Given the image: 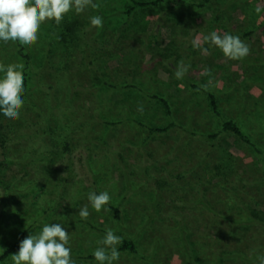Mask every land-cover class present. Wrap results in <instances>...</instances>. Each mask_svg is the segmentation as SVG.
Masks as SVG:
<instances>
[{"label": "rangeland", "instance_id": "obj_1", "mask_svg": "<svg viewBox=\"0 0 264 264\" xmlns=\"http://www.w3.org/2000/svg\"><path fill=\"white\" fill-rule=\"evenodd\" d=\"M183 1L128 15V0H93L59 25L41 24L22 51L28 58L0 42V63L25 70V103L17 120L4 119L10 141L0 147V249L63 223L75 264H97L92 252L108 228L122 237L118 264H258L264 12L256 9L264 0ZM93 15L102 28L90 25ZM213 31L239 36L249 54L225 57L204 41ZM181 62L188 71L177 79ZM225 120L252 144L223 131ZM170 123L152 134L145 126ZM93 191L109 192L108 211L91 207ZM124 240L134 247L120 248ZM12 254L0 264H12Z\"/></svg>", "mask_w": 264, "mask_h": 264}, {"label": "clouds", "instance_id": "obj_2", "mask_svg": "<svg viewBox=\"0 0 264 264\" xmlns=\"http://www.w3.org/2000/svg\"><path fill=\"white\" fill-rule=\"evenodd\" d=\"M89 6L96 7L93 0H0V42H15L23 47H31L37 42L40 26L46 20H54L59 25L70 11L80 14ZM256 11L261 13L264 9L258 7ZM89 22L97 29L103 27L101 15L90 16ZM204 41L219 48L225 57L232 60L242 59L249 54V47L236 35H221L213 31L204 37ZM201 50L207 52L206 48ZM24 71L21 64L0 63V117L8 121L20 117L25 103ZM187 71L188 66L181 62L174 75L182 79ZM138 110L143 111L142 106ZM110 200L108 191L88 193V201L97 212L108 211ZM89 214L87 205L78 211L82 219ZM70 239L71 234L63 223H45L36 234H30L20 241L18 252L11 256L12 264H75ZM98 243L100 246L92 252L97 264H118V245L122 243V237L108 228ZM3 251L0 249V254ZM257 260L258 264H264V255L258 256Z\"/></svg>", "mask_w": 264, "mask_h": 264}, {"label": "trees", "instance_id": "obj_3", "mask_svg": "<svg viewBox=\"0 0 264 264\" xmlns=\"http://www.w3.org/2000/svg\"><path fill=\"white\" fill-rule=\"evenodd\" d=\"M210 0H202L201 3H199V6L202 7L204 6L207 2ZM128 5L125 9V13L130 15L134 13L136 10H142V9H149L152 7H155L159 4L162 3H172L173 6H183L184 1L183 0H128ZM73 40L72 35L71 36H66L65 41L68 42V44H71V41ZM19 52L22 53V51L25 49V47L19 45ZM26 58H28V54L23 52L22 53ZM160 101L163 102V104L168 107L167 101L164 98H160ZM209 101L210 105L213 109L214 112H216V99L212 93L209 94ZM4 118L0 117V147L1 148H7L8 142L10 141V135L9 131L7 130V126L4 124ZM174 123H170L169 125H166L164 127H152L149 125H145L146 128L148 129L149 133H155V132H164L168 130L169 127L173 126ZM222 130L225 131L228 134H231L235 136L238 140L246 143V144H252L249 138L246 136L244 131L241 129V127L237 124V122L232 121V120H225L222 123ZM208 137L212 140V146H215V142L218 138L217 133H213L208 135ZM109 208L113 211V215L115 218L119 217V210L118 207L109 205ZM134 247L133 243L131 241H123V244L121 245L120 248H127V249H132ZM19 250V243L16 242L14 244H10L2 254H0V261L4 260L7 256L10 254L17 252Z\"/></svg>", "mask_w": 264, "mask_h": 264}]
</instances>
